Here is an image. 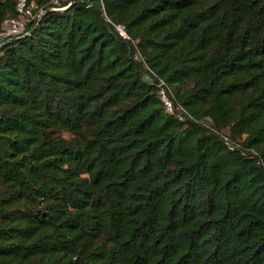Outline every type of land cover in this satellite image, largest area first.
Listing matches in <instances>:
<instances>
[{"label":"trees","instance_id":"obj_1","mask_svg":"<svg viewBox=\"0 0 264 264\" xmlns=\"http://www.w3.org/2000/svg\"><path fill=\"white\" fill-rule=\"evenodd\" d=\"M53 1L0 49V264H264V0Z\"/></svg>","mask_w":264,"mask_h":264},{"label":"built area","instance_id":"obj_2","mask_svg":"<svg viewBox=\"0 0 264 264\" xmlns=\"http://www.w3.org/2000/svg\"><path fill=\"white\" fill-rule=\"evenodd\" d=\"M79 1L84 0H54L53 3L57 6V8H54L52 10L65 11ZM33 8H35V6L33 4H29L28 0L18 1V18L7 19L0 26V49L5 45L11 43V41H15L26 35V25L34 17ZM119 31L122 35H125L122 28H119ZM159 87V96L161 98L165 111L168 114H173L176 110L175 104L169 98L163 84H160Z\"/></svg>","mask_w":264,"mask_h":264},{"label":"water","instance_id":"obj_3","mask_svg":"<svg viewBox=\"0 0 264 264\" xmlns=\"http://www.w3.org/2000/svg\"><path fill=\"white\" fill-rule=\"evenodd\" d=\"M13 41H14V40H13ZM13 41H11V42H13ZM153 83H154V84H157V83H158V80L154 78V79H153Z\"/></svg>","mask_w":264,"mask_h":264}]
</instances>
